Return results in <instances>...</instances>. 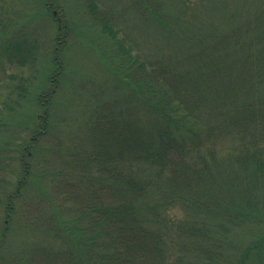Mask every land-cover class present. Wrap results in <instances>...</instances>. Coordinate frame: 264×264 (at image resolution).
Masks as SVG:
<instances>
[{"label":"trees","instance_id":"1","mask_svg":"<svg viewBox=\"0 0 264 264\" xmlns=\"http://www.w3.org/2000/svg\"><path fill=\"white\" fill-rule=\"evenodd\" d=\"M96 2H84L91 14ZM164 5L131 0L139 17L168 27ZM94 17L119 85L104 102L91 95L77 128L54 136V89H43L37 99L48 103L30 141L1 147L6 214L26 192L36 198L23 224L12 220L31 240L13 247L0 225V264H264V2L221 27L187 32L173 56L144 55L118 20ZM56 63L57 82L64 65ZM13 151L19 177L7 191Z\"/></svg>","mask_w":264,"mask_h":264},{"label":"rangeland","instance_id":"2","mask_svg":"<svg viewBox=\"0 0 264 264\" xmlns=\"http://www.w3.org/2000/svg\"><path fill=\"white\" fill-rule=\"evenodd\" d=\"M89 0H0V100L6 102L5 107L18 102L15 111L5 107L1 112L0 121V149L6 143L14 145L21 137L29 140L34 132L36 116L43 114L48 100L42 98V105L37 94L46 89L53 91L49 99L48 127L50 121H56L52 136L55 134L75 130L92 102L94 95L98 101L110 99L114 88L118 86L114 76L108 71L107 35L99 30L92 22H96L95 14H107L118 20L119 34L126 35L134 41V47L144 55L165 54L171 56L177 47L182 45L181 38L188 32H196L201 28L225 25L231 16L242 18L246 9L257 8L264 0H190L185 6L183 0H164V18L169 23L159 25L149 19L139 17L131 0H100L97 11L91 14L90 8L84 2ZM183 10V18H175L178 9ZM243 13V14H242ZM213 26V27H212ZM61 27V30H59ZM167 28L169 30H166ZM8 45L21 48V53L14 52ZM28 56L22 61L23 56ZM173 56V55H172ZM61 61V62H60ZM62 67L63 75L56 82L51 77L56 71L57 63ZM130 72L135 73L134 65L127 63ZM49 78V80H48ZM121 80V85H123ZM21 85L24 91L18 86ZM114 90V91H113ZM24 93L22 98L20 94ZM94 97V98H95ZM1 103V102H0ZM50 115V116H49ZM65 117L68 122L58 125L59 119ZM60 119V120H65ZM42 128V126H39ZM72 127L71 129H68ZM74 135L70 132L68 136ZM31 143V142H30ZM4 171L5 190L15 188L20 170L16 152ZM1 155V153H0ZM7 156L9 154H6ZM18 174V176H17ZM35 196L26 192L17 198L16 211L6 214L8 203L0 204V225H7V234L13 247L21 241L31 240L34 235L25 227L15 228L12 220L21 224L24 211L35 206ZM4 222V223H3ZM3 223V224H2ZM9 229V230H8ZM12 230V231H11ZM35 235V241L37 237ZM48 241L43 237L42 242Z\"/></svg>","mask_w":264,"mask_h":264}]
</instances>
